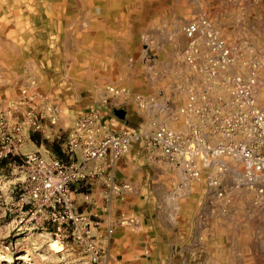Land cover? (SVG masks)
<instances>
[{
	"label": "rangeland",
	"instance_id": "obj_1",
	"mask_svg": "<svg viewBox=\"0 0 264 264\" xmlns=\"http://www.w3.org/2000/svg\"><path fill=\"white\" fill-rule=\"evenodd\" d=\"M94 1L102 12V28L113 22L118 52L109 50L107 36L102 37L97 51H86L80 20L84 0H0V104L20 101L22 89L32 86L61 114L60 122L49 126L45 134L27 132L24 154L67 158L66 139L77 120L106 101L119 109L125 126L144 132L154 122L174 130L186 129L188 119L181 109L193 93L228 96L229 77L246 74L248 69L237 61L219 70V85H215L207 72L202 42L196 46L199 65L189 64L185 53L190 41L184 29L192 21L211 23L237 52L242 51V45L258 44V73L264 78L263 7H250L242 0ZM112 89L127 92L115 95ZM258 99L264 107L261 86ZM19 111L22 117L26 106ZM74 159L81 161V151ZM21 164L20 159H0V264H91L73 241L62 243L49 232L20 222L15 203L17 188L26 177L18 168ZM175 172L169 169L165 199L166 204L179 208L168 219L191 225L200 241L210 242V249L216 251L208 262L197 252L194 264H264V205L255 204L254 194L246 189L233 193L232 203L224 211L218 200L210 205L212 198L204 180L194 183L185 196L175 194L181 183ZM54 240L64 251L51 250ZM202 246L197 243L195 248L203 251ZM5 256L12 261H6Z\"/></svg>",
	"mask_w": 264,
	"mask_h": 264
},
{
	"label": "built area",
	"instance_id": "obj_2",
	"mask_svg": "<svg viewBox=\"0 0 264 264\" xmlns=\"http://www.w3.org/2000/svg\"><path fill=\"white\" fill-rule=\"evenodd\" d=\"M250 7H263L264 0H242ZM190 41L185 58L195 68L197 44L206 47L207 72L215 85L219 70L242 63L246 74L229 77V95L193 93L181 114L188 119L184 130H174L159 122L142 132H112L95 111L80 117L66 139L67 158H46L40 153H22L28 131L46 133L60 122L61 114L48 97L22 89L20 101L0 104V159H20L25 180L16 191V211L20 222L49 232L58 241H73L88 255L91 264H110V245L114 229L100 230L101 221L77 208L75 194L89 184L97 172L86 165L109 159V167L128 154L134 144H142L152 158L168 162L180 177L176 193L190 192L196 182L205 181L211 201L229 206L233 193L249 190L258 207L264 205V107L258 89L264 78L258 73L260 46L253 43L233 49L211 23L192 21L185 27ZM203 72V71H201ZM213 84V85H214ZM112 93H126L112 89ZM212 97V98H211ZM26 106L22 117L19 109ZM81 151V161L74 156ZM65 154V155H66ZM112 184V177L108 179ZM121 199L122 189L114 186ZM220 205L219 203H212ZM226 211V207L224 208ZM121 226L137 223L135 218H121Z\"/></svg>",
	"mask_w": 264,
	"mask_h": 264
},
{
	"label": "crops",
	"instance_id": "obj_3",
	"mask_svg": "<svg viewBox=\"0 0 264 264\" xmlns=\"http://www.w3.org/2000/svg\"><path fill=\"white\" fill-rule=\"evenodd\" d=\"M100 11L94 0H84L80 20L81 36L85 37L86 51H97L102 37L107 36L109 50L118 52V47H114L113 35L117 32L113 31V22L111 27L102 28ZM110 15L112 20L113 15ZM104 50L108 49L104 47ZM105 103L94 105L88 111L97 110L108 130L112 132L141 130L125 126V120L119 116V109L111 107L112 103L109 105ZM39 150L40 148L37 149ZM145 152L142 144H134L130 152L113 168L109 167V159L89 163L86 169L97 172V175L75 194L79 210L101 221L102 233L107 228L114 229L110 245V264H194L198 262V256L204 255L207 262L212 261L216 251L210 249V242L205 244L204 241H200V234L191 225L179 224L168 219V215L178 212L179 208L174 203L166 204L165 199L167 195L165 191H169V169L174 172L175 170L165 160L152 158ZM110 177L112 184L108 181ZM180 180L181 177L179 182ZM123 185H129V189H122L125 198L121 199L113 187ZM124 217L135 218L137 223L121 226L119 222ZM197 243L204 244L201 248L203 251L195 248Z\"/></svg>",
	"mask_w": 264,
	"mask_h": 264
},
{
	"label": "bare ground",
	"instance_id": "obj_4",
	"mask_svg": "<svg viewBox=\"0 0 264 264\" xmlns=\"http://www.w3.org/2000/svg\"><path fill=\"white\" fill-rule=\"evenodd\" d=\"M50 248L55 253H60V252L64 251V248L61 245V243L58 241H55V240L50 244ZM0 257H3V254H0ZM29 257H30V254L27 256V258H29ZM5 259L8 262L12 261V257H10V256H5Z\"/></svg>",
	"mask_w": 264,
	"mask_h": 264
}]
</instances>
